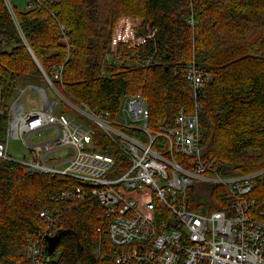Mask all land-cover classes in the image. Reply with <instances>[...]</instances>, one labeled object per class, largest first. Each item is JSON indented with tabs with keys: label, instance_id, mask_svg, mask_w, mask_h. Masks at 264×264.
I'll return each instance as SVG.
<instances>
[{
	"label": "trees",
	"instance_id": "obj_1",
	"mask_svg": "<svg viewBox=\"0 0 264 264\" xmlns=\"http://www.w3.org/2000/svg\"><path fill=\"white\" fill-rule=\"evenodd\" d=\"M9 1L12 13L0 0V142L9 121L5 94L17 95L21 78L47 85L33 54L65 100L97 114L116 117L122 98L142 93L151 132L172 125L180 109L192 113L199 104L203 162L220 177L264 169V0H30L33 8L20 11ZM122 16L139 18L144 33L155 34L134 48L120 45L109 64ZM191 63L212 75L198 100L186 81ZM95 142L113 157L116 172L128 170V159L99 130ZM83 187L61 176H29L21 164L0 160V264H30L23 253L46 231L40 212L48 207L63 212L58 264H108L95 259L103 215L96 198L53 200ZM226 194L222 186L192 187L189 209L223 210ZM248 199L264 202V183ZM103 246L105 252L106 239Z\"/></svg>",
	"mask_w": 264,
	"mask_h": 264
},
{
	"label": "built area",
	"instance_id": "obj_2",
	"mask_svg": "<svg viewBox=\"0 0 264 264\" xmlns=\"http://www.w3.org/2000/svg\"><path fill=\"white\" fill-rule=\"evenodd\" d=\"M4 1L12 13L10 1ZM33 3L28 4L29 9ZM132 21L133 24L125 21L121 30L114 33L108 61L117 58L120 45L134 48L155 34L149 31V35H141L139 23ZM62 72L60 66L54 80L61 81ZM44 73L51 92L57 100H63V109L62 102L66 100ZM186 81L198 100L199 93L211 83L212 75L191 63ZM32 89L38 92L41 107L24 111L21 95L25 90L17 92L16 102L9 108L5 140L0 142V160L16 162L9 157V142L18 140L31 154L28 160L17 162L25 167L27 175L61 176L84 185L62 191L53 200L75 203L88 196L96 198L103 208L102 227L98 229L101 240L95 250L97 261L264 264V202L248 199L264 183V169L220 177L203 162L201 105L196 104L192 113L180 109L172 125L162 123L156 132H151L142 93L122 98L116 117L108 112L97 114L84 106L79 114L92 124L89 125L58 111L59 102L50 101L47 89ZM97 130L128 159L125 173L116 172L113 157L96 149ZM195 184L224 187L225 208L210 214L191 211L188 191ZM62 214L61 210L49 207L40 212L47 229L26 248L27 262L58 264L60 253L56 249L49 254L47 241L57 235ZM104 239L110 246H105V252Z\"/></svg>",
	"mask_w": 264,
	"mask_h": 264
},
{
	"label": "rangeland",
	"instance_id": "obj_3",
	"mask_svg": "<svg viewBox=\"0 0 264 264\" xmlns=\"http://www.w3.org/2000/svg\"><path fill=\"white\" fill-rule=\"evenodd\" d=\"M11 1H12L13 6L20 11V10H24L26 8V6H28L27 4H29L28 2L30 0H11ZM123 19H125V20H123ZM130 19L139 23L140 26L137 29L141 35H143V36L149 35V33H144V31H143V28H142L143 21L140 20L139 18H134L132 16H122L120 18V20L118 21L117 25L115 26L114 33L116 34L117 31L121 30V25L125 24L126 23L125 21L129 20V22L133 24L134 22ZM114 33H113V35H114ZM111 46H112V41H111ZM110 54H111V47H110L108 55H110ZM112 61H113V59L108 61L109 64ZM108 62H106V64H105L106 66L108 65ZM47 86L48 85H44V83H41L40 85L31 84L25 78L20 79L19 85L17 88H21L20 90H25V93L23 95H21V101H22L24 111L27 112L30 109H40V107H41L40 96H39L38 92H36L32 89L33 87H41V88L47 89V91H48L47 94H48V98L50 99V101L53 102V101L57 100V97L54 95L53 92H51L50 87L49 86L47 87ZM16 97L17 96L15 94H11V95L8 93L5 94L4 105L10 108L16 102ZM62 98L64 99V97H62ZM57 101L59 102V106H58L57 110L61 111L62 105H61L60 101H63V100L59 98V100H57ZM62 104H63V106H66V108H68V109H66V111H69L71 113V115L74 117V119H76L77 121H80V118L83 119V117L79 113H80V109L84 108V105L78 106L76 104L68 102L67 100L62 102ZM80 122L86 123V122H82V121H80ZM99 132L102 133L101 131H99ZM42 140H43V138L39 139L38 141H42ZM66 152L67 151H65V153ZM30 155L31 154L24 149V147L22 146V144L18 140H10V142H9V157L10 158H12L16 162H23L25 160H28L30 158ZM195 186H201V185L195 184ZM24 253H25V251H24ZM24 253H23V256H24ZM24 258H25V256H24Z\"/></svg>",
	"mask_w": 264,
	"mask_h": 264
},
{
	"label": "water",
	"instance_id": "obj_4",
	"mask_svg": "<svg viewBox=\"0 0 264 264\" xmlns=\"http://www.w3.org/2000/svg\"><path fill=\"white\" fill-rule=\"evenodd\" d=\"M34 61L36 62L38 68L44 73L41 65L39 64V62L37 61V59L35 58V56L32 54ZM45 74V73H44ZM64 233L63 232H58L57 235L53 238H49L48 239V252L49 254H53L56 251V248L61 240V238L63 237Z\"/></svg>",
	"mask_w": 264,
	"mask_h": 264
}]
</instances>
